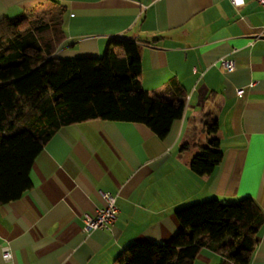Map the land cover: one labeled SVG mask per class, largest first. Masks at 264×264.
<instances>
[{"label": "crops", "instance_id": "crops-1", "mask_svg": "<svg viewBox=\"0 0 264 264\" xmlns=\"http://www.w3.org/2000/svg\"><path fill=\"white\" fill-rule=\"evenodd\" d=\"M242 1L0 0V21L64 10L57 58H99L111 39L135 43L143 90L185 104L163 139L137 123L60 128L33 160L30 189L0 206V264H114L133 243H169L175 211L211 199L251 198L264 215V7ZM221 59L234 70L222 71ZM207 114L222 161L199 176L190 162ZM99 192L116 197L118 217L85 233L83 216L103 207ZM205 241L193 264H233ZM249 264H264V225Z\"/></svg>", "mask_w": 264, "mask_h": 264}, {"label": "trees", "instance_id": "trees-1", "mask_svg": "<svg viewBox=\"0 0 264 264\" xmlns=\"http://www.w3.org/2000/svg\"><path fill=\"white\" fill-rule=\"evenodd\" d=\"M63 12L0 21V206L30 189L33 160L60 128L93 120L137 123L163 139L184 112L182 100L143 90L133 42L111 39L99 58H57ZM201 124L208 134L217 130L211 114ZM221 161L218 141L209 139L190 168L203 176ZM175 216L180 230L169 243H133L114 264H193L206 238L229 262L249 264L264 225L251 198L193 203Z\"/></svg>", "mask_w": 264, "mask_h": 264}, {"label": "built area", "instance_id": "built-area-1", "mask_svg": "<svg viewBox=\"0 0 264 264\" xmlns=\"http://www.w3.org/2000/svg\"><path fill=\"white\" fill-rule=\"evenodd\" d=\"M230 1L234 6L243 4L242 0ZM257 3L264 7V0H257ZM218 65L224 72H232L234 70V62L229 59H221ZM243 93V89L236 90V96L238 98L242 97ZM99 195L103 201V207L93 215L85 214L83 216V231L85 233L99 229H108L115 223L118 217L119 210L116 205V197L108 192H99ZM1 258L7 263L11 260V252L7 246L2 247Z\"/></svg>", "mask_w": 264, "mask_h": 264}, {"label": "rangeland", "instance_id": "rangeland-1", "mask_svg": "<svg viewBox=\"0 0 264 264\" xmlns=\"http://www.w3.org/2000/svg\"><path fill=\"white\" fill-rule=\"evenodd\" d=\"M31 25L34 26V23L31 22ZM197 125H198V123H197ZM201 126H202V124H201ZM198 133H199V135H202V133H204L205 136L203 138L201 137L200 139H201V142H202V146H206L207 142L209 140L208 137H209L210 134H208L207 131H204V132L199 131Z\"/></svg>", "mask_w": 264, "mask_h": 264}]
</instances>
